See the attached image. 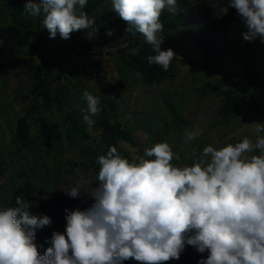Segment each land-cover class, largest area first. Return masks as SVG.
<instances>
[{
    "label": "rangeland",
    "instance_id": "374dc122",
    "mask_svg": "<svg viewBox=\"0 0 264 264\" xmlns=\"http://www.w3.org/2000/svg\"><path fill=\"white\" fill-rule=\"evenodd\" d=\"M177 2L189 10L187 25L200 30L218 19L216 8L228 6V0ZM110 8H114L112 0H106L98 12ZM24 19L26 24L21 26L13 21L10 12L0 11V161L6 168L0 176V201L5 204L16 193L30 195L26 202L37 204L69 196L66 191L81 181L92 182L84 184L82 192L92 185L95 187L97 158L106 155L111 146L121 156L134 161L144 155L146 148L167 141L180 156L173 163L191 165L207 145L218 148L238 142L244 136L255 141L253 123L264 124V85L241 96V110L225 117L219 113L226 88L214 87L220 84L222 75L229 71L242 73L252 66L264 79V43L259 38L243 40L242 33L247 27L236 10L225 26V34L237 55L226 61V69L223 63L219 65L221 73L215 64H211V69L204 67L205 59L191 51L194 41L185 39L183 27L159 35L164 39L161 50L171 48L176 54L171 77L160 85L146 83L118 55L125 35L116 27L108 29L104 38L93 29L71 33L78 42H88L87 47L102 52L101 55L77 57L66 51L63 57H42L31 55L27 44L37 28L49 34L42 23L43 15H25ZM92 20L96 24V17ZM53 39L58 43L69 40L61 38L59 33ZM39 79L48 85L49 105L33 94ZM110 87L113 89L107 99ZM85 90L100 99L101 111L92 117L95 124L91 127L83 120L87 114ZM23 117L28 118L31 130L28 147L16 142L18 122ZM106 122L120 125L136 144L118 137L105 138ZM197 128L204 129L203 135L186 142L185 133ZM74 199L84 210L94 203L84 193ZM50 246L51 243L42 253Z\"/></svg>",
    "mask_w": 264,
    "mask_h": 264
},
{
    "label": "clouds",
    "instance_id": "9594fccd",
    "mask_svg": "<svg viewBox=\"0 0 264 264\" xmlns=\"http://www.w3.org/2000/svg\"><path fill=\"white\" fill-rule=\"evenodd\" d=\"M112 3L128 24L126 31L141 34L151 45L154 54L147 56L148 64L167 71L176 54L171 48L161 50L164 39L158 34L164 27L163 11L177 13V0ZM86 4L27 0L23 9L32 17L43 15L50 38L59 33L69 39L74 31L96 30L83 10ZM229 7L247 27L243 40L264 43V0H228V6L216 8L217 17L227 15ZM83 97V120L91 127L92 117L101 111L100 99L87 90ZM253 124L255 141L244 136L218 148L207 145L191 165L173 163L180 156L167 141L146 148L134 161L111 146L97 158L96 186L82 192L92 182L81 181L66 191L71 198L90 195L94 203L66 215L65 232H53L42 256L34 229L50 225L51 219L31 214L29 202L18 196L17 206L0 211V264H121L128 259L164 264L178 260L186 244L208 252L199 264H264V124ZM203 132H186V142Z\"/></svg>",
    "mask_w": 264,
    "mask_h": 264
},
{
    "label": "trees",
    "instance_id": "16d2710c",
    "mask_svg": "<svg viewBox=\"0 0 264 264\" xmlns=\"http://www.w3.org/2000/svg\"><path fill=\"white\" fill-rule=\"evenodd\" d=\"M26 2L27 0H1L0 11L10 12L13 21L23 26L26 24L24 16L29 15L25 13L23 9ZM105 2L106 0H87V4L83 9L90 19L96 17V24H94L93 27L99 31V36L104 38V33L108 29L116 27L121 34L124 33L125 35L124 43H122L123 47L118 49L117 53L123 58L127 66L136 71L148 84L160 85L165 83L173 72L172 62L167 71L163 70L158 65H149L146 58L148 55L154 54L151 45L145 42L141 34L135 31L132 33L127 32V22L119 17L114 8L104 9L103 13H99L98 10ZM177 6L178 11L175 14H171L167 9L163 11L161 22L164 27L158 35H168L170 32L177 31L180 27H183L185 29V39H193L194 41L191 51L196 52L200 57L205 59L207 65L204 64V67L206 69H211V64H215L216 67H218L217 70L221 73L222 70L219 65L223 63L225 65L223 69H226L228 64L226 61L235 58L237 55V50L233 48V43L231 41L226 40L225 34V26L231 22L232 15L236 9L229 8L227 15L218 17L211 25L200 30L194 25H187L186 21L189 10H186L182 3L177 2ZM212 31H214L215 34L212 35ZM86 43L88 42H78L75 35H71L66 42L58 43L53 38H50L49 34L44 29L37 28L30 35L27 45L31 55L37 54L42 57H63L66 51L75 54L77 57H83L88 54H102L100 51L87 47ZM263 85L264 79L261 78L258 69L252 66H248L242 73L229 71L226 75H222L220 84L214 87L216 90H220V87L226 88L223 91L224 99L219 113L225 117L241 110L243 106L241 96L251 93L254 89ZM112 89V87L109 88L108 95L106 96L107 99H110ZM33 94L36 98H41L46 105L50 104V94L45 80H38V83L34 86ZM105 102L107 101L105 100ZM105 129L107 132L105 138L108 140L111 139L108 138V136H112L113 138L118 137V139L136 144L130 135L123 131L118 124L106 122ZM31 140L32 137L28 118L23 117L18 122L16 142L21 147H28ZM5 169V164L0 161V176L5 172ZM18 196L24 201L30 198V195L24 196L23 194L16 193L10 203L5 204L0 201V211L17 206L15 201ZM77 209L84 211V209L79 206L78 200L69 196L57 197L37 204H29V211L31 214L37 216L47 215L51 219L50 225L34 229L35 243L38 245L39 255L42 256V250L51 243L53 232L63 233L65 231L67 223L66 215ZM189 235H194V231ZM40 245H42V247H40ZM207 255V251L200 253L194 246L186 244L178 260L173 259L164 262V264H199V261L201 259H206ZM121 264H139V262L134 259H128L122 261Z\"/></svg>",
    "mask_w": 264,
    "mask_h": 264
}]
</instances>
